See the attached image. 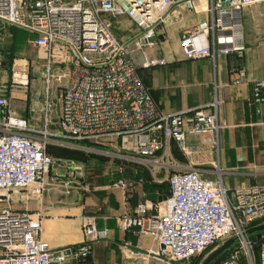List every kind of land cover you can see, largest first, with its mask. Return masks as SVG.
Instances as JSON below:
<instances>
[{
  "label": "built area",
  "instance_id": "1",
  "mask_svg": "<svg viewBox=\"0 0 264 264\" xmlns=\"http://www.w3.org/2000/svg\"><path fill=\"white\" fill-rule=\"evenodd\" d=\"M204 0H0V22L24 28L35 37L32 44L47 62L48 90L52 82L63 87L58 130L30 127L11 110L9 98L0 96V264H91L92 243L108 238L94 216L82 221L86 241L76 247L53 249L40 234L42 215L15 210L12 193L29 190L42 196L46 175L58 162L49 145L95 150L82 141H120L134 159L151 165L156 182H167L170 193L161 203L145 200L120 218L124 230L139 228L161 245L167 264L190 262L212 245L235 238L236 246L218 264H264V244L256 259L248 230L264 223V184L233 189L221 179L202 177L197 168L181 170L172 156L175 141L189 152V135L218 132L216 98L204 106L163 113L156 106L129 45L115 32L122 17L138 28L139 46L153 45L156 27L177 6L198 9ZM209 17L185 29L180 46L187 60L230 55L245 49L243 11L264 0H205ZM165 60L147 61L164 64ZM233 79L241 83L245 73ZM20 84L13 83L19 87ZM22 85V84H21ZM254 102L264 104V80L253 87ZM84 172L77 161H65ZM158 169H165L163 177ZM127 187L120 179L117 183ZM260 238L264 239V232ZM255 234V233H254ZM231 246V247H232ZM132 254L136 252L132 251Z\"/></svg>",
  "mask_w": 264,
  "mask_h": 264
},
{
  "label": "crops",
  "instance_id": "2",
  "mask_svg": "<svg viewBox=\"0 0 264 264\" xmlns=\"http://www.w3.org/2000/svg\"><path fill=\"white\" fill-rule=\"evenodd\" d=\"M206 4L203 1L199 7L201 15L195 19L187 15L194 10L175 7L165 22L156 27L155 43L144 45L152 48L158 43L161 33H167L169 39L164 44V51L147 59L166 62L138 68L156 106L163 113L204 106L216 98L219 101L218 119L222 128L218 132L189 135L188 153L171 141L172 156L181 170L197 168L202 177L221 179L231 189L261 185L264 184V104L254 102L253 87L256 82L264 80V2L243 11V51L187 60L180 46L181 35L185 29L209 17ZM13 30L17 45H20L17 38L24 31L27 36L21 45L34 46L31 42L34 33L18 26L10 27V31ZM26 62L28 64H12L11 78L8 85L0 86V96L15 97L17 106L11 107V110L26 119L30 127L43 129L48 121L49 128L57 131L62 93L57 103L52 99V90L54 86L57 90L60 86L52 82L48 90L47 62L43 55L39 54L34 60L26 59ZM16 67L28 69L27 85L13 86ZM240 69L245 73L244 80L234 83L235 73ZM40 70L45 75L46 94L36 84L32 85ZM104 155L98 162L88 159L79 161L84 166L82 173L65 162L71 160L58 157V162L46 175L44 194L32 195L29 190L12 193L13 208L35 216L42 215L40 237L48 241L53 249L83 244L86 241L82 229L83 217L94 216L98 226L108 231V238L92 243L91 264H167L161 256V245L148 236L141 237L139 228L122 229L120 218L132 213L142 201H165H154L150 195L156 194L160 199L167 197L169 184L156 182L153 167L135 160L132 152L120 146L112 152L106 151ZM90 164H96V167H89ZM93 169L99 171L95 173ZM165 174V169L157 170V176ZM120 179L128 183L127 187L117 184ZM4 206L5 203L0 202V208ZM66 264L74 262L68 259Z\"/></svg>",
  "mask_w": 264,
  "mask_h": 264
},
{
  "label": "rangeland",
  "instance_id": "3",
  "mask_svg": "<svg viewBox=\"0 0 264 264\" xmlns=\"http://www.w3.org/2000/svg\"><path fill=\"white\" fill-rule=\"evenodd\" d=\"M204 5H205V0H204ZM188 10V9H187ZM189 11V10H188ZM192 12V13H191ZM189 11L187 15H191L192 18H197V16H200L201 10L198 8L195 9L194 11ZM184 16V15H183ZM183 16L181 17V20L183 19ZM202 18H198L200 20ZM138 28L135 25V23L130 20L127 17H122L120 25L115 26V32L117 35L125 41L130 49H131V57L136 63L137 66L144 65L148 60L154 58L155 55H159L164 51V44L166 45V41L169 39L167 33L162 32L160 35V39H158V43L153 46L152 48L148 46H139L138 39H137V34H138ZM26 32L22 31L19 36H18V42L20 45H17L15 43V31L13 30L12 32L10 31V25L0 22V86L2 88L6 85H8L10 76H11V67L13 63L17 64H28L26 62V59L28 60H34L37 59V56L39 55V51L36 47L34 46H29L28 44L23 46L21 44H24L25 41V34ZM179 40V39H178ZM153 60H150V62ZM145 66V65H144ZM146 67V66H145ZM45 75H43L42 70H40V73L38 74V77L35 81L32 82L33 84H36V87H40L41 91L46 94L45 87H46V82L44 81ZM57 84V83H56ZM55 85V84H54ZM59 86V85H58ZM57 86V87H58ZM52 90V99H54L58 103V96L63 92V87H58ZM44 94V95H45ZM15 97H12L9 99V103L12 108L16 107V100L14 99ZM58 111L60 109V104L58 105ZM84 147L91 148V149H100L101 151H114L116 147L120 146V141L119 139L117 140H106L104 142L100 143H87V144H81ZM83 151H88L90 154L94 155H86L84 156L85 159H88L90 161L98 162L102 161V157H105L104 153L97 152L95 150H83ZM105 161V160H103ZM89 167H96V164H90ZM76 181V180H75ZM78 182H80L77 179ZM264 232V231H262ZM263 236V235H261ZM254 241H257L253 245V251L256 254V259H258V254L261 250L262 244H264V239L262 238H252ZM215 249V247L213 248ZM212 249V250H213ZM208 251L206 253H202L201 255V264L203 260L207 257V255L212 251ZM192 262V260L190 261ZM180 264H189L188 262H183Z\"/></svg>",
  "mask_w": 264,
  "mask_h": 264
},
{
  "label": "water",
  "instance_id": "4",
  "mask_svg": "<svg viewBox=\"0 0 264 264\" xmlns=\"http://www.w3.org/2000/svg\"><path fill=\"white\" fill-rule=\"evenodd\" d=\"M229 0H223V2H228ZM151 41H156L157 37L154 36L150 39ZM13 77H14V83L16 84H22V85H27L28 80H29V71L27 68H22V67H16L13 72ZM150 198L154 201H163L166 200L167 197H161L158 198L156 194H151ZM264 231V223L254 226L248 230L249 234H254L257 232H262ZM235 242V238H230L223 242L220 246L216 247L213 249L207 257L203 260L201 264H211L214 260H216L220 255H222L224 252H226Z\"/></svg>",
  "mask_w": 264,
  "mask_h": 264
},
{
  "label": "trees",
  "instance_id": "5",
  "mask_svg": "<svg viewBox=\"0 0 264 264\" xmlns=\"http://www.w3.org/2000/svg\"><path fill=\"white\" fill-rule=\"evenodd\" d=\"M7 24V23H6ZM9 25V24H8ZM10 27H15L14 25H10ZM90 143L89 141H82L80 142V144H87ZM48 152L49 154H51L55 159H57L58 157H65L66 159L69 160H74V161H85L84 156L86 155H94V154H90L89 152L87 153V151H83L80 149H76V148H71V147H65V146H58V145H49L48 146ZM99 170L98 169H93V172L97 173ZM261 235V233H255L252 234V238H259ZM216 245H212L209 248H207L204 252H208L210 250H212ZM236 246H232L230 247L226 252H224L222 255H220L216 260H214L211 264H218L220 261L226 259L228 257V255L230 254V252L235 248ZM201 255H198L196 257H194L192 259V263L193 264H199L200 260H201ZM176 264H180V263H176Z\"/></svg>",
  "mask_w": 264,
  "mask_h": 264
}]
</instances>
